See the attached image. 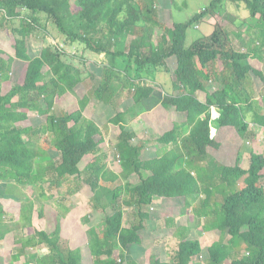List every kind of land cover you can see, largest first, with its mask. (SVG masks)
I'll list each match as a JSON object with an SVG mask.
<instances>
[{
    "label": "trees",
    "instance_id": "obj_1",
    "mask_svg": "<svg viewBox=\"0 0 264 264\" xmlns=\"http://www.w3.org/2000/svg\"><path fill=\"white\" fill-rule=\"evenodd\" d=\"M153 1L76 0L78 10L74 11L70 0H0V28L8 27L14 40L13 54L0 48V180L35 186L38 198L44 201L38 216L53 222L52 231L36 230L34 238L20 241L13 261L20 259L27 244L45 243L54 252L53 260L39 264H83L80 247L68 246L66 253L58 252L61 216L54 217L53 208L46 203L60 183L80 178L85 170L84 181L93 190L94 207L105 213L103 232L94 226L87 230L92 264H125L130 246L144 243L146 221L151 218L144 207L155 197L172 201L173 218L193 211L207 218L205 229L218 232V239L207 248L206 264H264V149L250 153L247 168L241 165L243 141L256 137L250 122L264 127V95L254 97L264 88V0H211L187 21L170 24L157 19ZM227 1L237 6L243 3L254 22L258 44L248 51L236 49L226 29L222 13ZM208 15L214 19L212 32L186 47L187 30ZM42 16L69 45L77 42L104 55L100 78L90 74L94 78L90 90L77 91L85 80V59L83 67L66 60L67 52L58 44H47L38 54H31L30 36L45 29ZM155 26L161 33L152 43L148 39ZM128 36L133 37L129 44ZM121 58L134 62L139 71L161 69L169 74V88L161 86V107L173 106L181 120L157 138L160 154L148 157L142 153L144 143H134L135 132L126 128L125 111L115 113L109 122L120 128L115 149L121 169L114 173L101 148L103 130L84 116V110L91 97L114 105L113 98L121 88ZM170 59L175 61L172 71ZM12 72H21V77L6 87ZM142 77L127 80V86L121 88L134 104L154 92ZM210 83L219 87L209 92ZM77 92L76 109L56 110L66 94ZM199 92L204 93L203 98ZM32 111L43 118L41 127L19 125ZM46 136L48 141L41 146L39 140ZM48 147L58 154L57 161L49 158ZM89 154L94 160L82 168ZM37 158L45 162L36 168ZM134 175L139 178L137 184L130 178ZM119 179L112 188L106 183L115 184ZM124 206L135 207L136 223L123 225ZM32 211L31 200L20 204V214L28 222ZM5 212L0 204V240L10 231L2 220ZM201 253L198 238L182 236L172 259L155 256L150 264H202Z\"/></svg>",
    "mask_w": 264,
    "mask_h": 264
},
{
    "label": "rangeland",
    "instance_id": "obj_2",
    "mask_svg": "<svg viewBox=\"0 0 264 264\" xmlns=\"http://www.w3.org/2000/svg\"><path fill=\"white\" fill-rule=\"evenodd\" d=\"M175 1V4H172ZM211 0H154L153 10L155 16L161 22H185L195 13L199 12ZM72 9L78 10L76 0H70ZM222 17L227 19L226 29L230 33L234 47L241 51H248L253 45H257L256 39H254L253 33V20L248 15V10L241 3L239 6L227 1L225 3V9L222 13ZM241 19H244L241 21ZM42 25L45 29L36 31L29 38V49L32 55L39 53L40 49L47 44H58L63 51L67 52L66 60H70L74 63L82 65V59H85L86 65L83 68L85 71L84 83L78 86L77 91L90 90V87L94 83V78L90 76L92 74L95 78H100L102 72V66L105 62L103 54H95L84 48L80 43H74L69 45V42L65 40L55 25L51 21H47L45 16H42ZM214 19L208 15L204 18V21L197 25L192 26L187 30L185 46L189 47L197 39L209 35L212 30V24ZM14 24H18V20L14 21ZM6 25V22L4 26ZM161 33V29L158 26L151 31L149 41L155 43L157 36ZM240 34V35H238ZM133 39L132 36H128L126 43ZM13 37L10 34L9 28H0V48L7 54H13ZM244 46V48L242 47ZM242 48V49H241ZM73 56V57H72ZM261 59L264 62V47L261 52ZM87 60V61H86ZM104 60V61H103ZM120 86H127V80L135 81L140 76L142 81L146 85L154 87V92L148 99H143L139 103L134 104L128 99V93L119 89V92L115 94L113 98V106H108L95 97H91L89 104L84 110V116L94 119L102 128L105 141L101 148L106 153L105 163L107 167L114 173H118L121 169L120 162L117 157L116 142L117 136L120 132V128L116 124L109 122V118L114 116L119 111H125V125L126 128L132 130L136 134L134 143L140 141L144 143L143 152H146L147 156H153L160 154V145L157 143V138L167 129L172 127L175 121H180L181 116L176 113L173 106L164 109L161 107V100L163 92L161 86L168 89L170 86L169 74L161 69H157L153 72L139 71V68L134 62H128L127 58H121L118 62ZM170 70L175 67L174 59L168 61ZM128 67L126 71L125 68ZM90 71V72H87ZM21 77V72L11 73V82H5V86L9 87L16 84ZM80 87V88H79ZM219 87L217 83H210L208 90L213 91ZM125 88V87H124ZM123 88V89H124ZM79 92L77 94H66V98L57 103L56 110H74L76 109L79 99ZM80 94V93H79ZM264 95V88L259 92H255L254 97ZM204 93L199 92V97L203 98ZM262 112H264V103ZM213 115H216V111L213 110ZM250 120V119H249ZM43 118L36 112H30L28 119L18 124L21 126H32L34 129L41 127ZM148 126V129L146 128ZM148 130V131H146ZM250 130L256 134L255 141L251 138H246L243 141L241 148V163L243 167L248 166L250 153L262 152L264 149V127L256 125L250 122ZM28 140L27 137H25ZM47 142V136L42 137L39 140V144L43 146V142ZM49 154V158L54 161L58 160V154L48 147L46 149ZM94 160V155L89 154L85 157L82 168ZM36 168L43 164L45 161L42 158L36 159ZM144 176L147 173L143 174ZM88 176V172L82 171L80 178H68L66 181L60 183L57 189L52 191L53 197L49 198L46 204L53 208L54 217L58 213L61 216V229L60 239L58 240V252L60 254L66 253L67 247H80L82 254L83 264H92V256L87 244L88 236L87 230L89 227L94 226L98 231H104V211L101 207H94L93 190L84 181ZM130 178L134 183H139V178L134 175ZM106 182L111 188L118 184ZM121 182H124L121 180ZM45 182L41 181V184ZM47 184H44L46 186ZM39 190L35 189L32 184L27 186H20L13 181L3 182L0 180V204L4 206L5 215L2 216V220L6 222L10 228L4 239L0 240V261L1 264H39L49 263L53 260V250L45 243L32 246L27 244L24 247L23 254L18 261L12 260V255L19 251L21 242H25L30 238L35 237L36 230L46 229L47 231L53 230V222L51 220H45L38 216L42 200L38 197ZM106 198H103V200ZM33 202V211L31 214V221L24 219L20 214V204L28 201ZM160 199H155L154 203L150 206L144 207L145 210L151 213V218L146 221V228L143 232L144 243L142 245L134 244L130 246L129 251L125 255V264H150L153 257L157 256L161 260H170L173 258L176 251L179 239L182 236L190 238H198L202 245V253L199 261L202 264H206L207 248L210 244L217 240L219 235L215 230L205 229L207 224L206 217H198L193 211L188 214H181L172 218L168 222V218L172 217L169 210L165 207L161 208V211H156L157 203ZM109 213L111 212L108 209ZM124 219L123 225L129 226L131 223H136V209L135 207H123ZM186 226L185 228H183ZM2 229V227H1ZM229 236H225V240ZM19 240V241H18Z\"/></svg>",
    "mask_w": 264,
    "mask_h": 264
},
{
    "label": "crops",
    "instance_id": "obj_3",
    "mask_svg": "<svg viewBox=\"0 0 264 264\" xmlns=\"http://www.w3.org/2000/svg\"><path fill=\"white\" fill-rule=\"evenodd\" d=\"M177 113V112H176ZM175 122H177V121H175ZM174 122V123H175ZM257 125V124H256ZM146 128L148 129V126H146ZM146 131H148V130H146ZM135 139V138H134ZM141 142V141H140ZM143 154H145L146 155V152H143ZM147 156V155H146ZM148 157H150V156H148ZM242 159V158H241ZM249 160V159H248ZM249 164V163H248ZM241 165H242V167H243V164L241 163ZM248 167V166H247ZM243 168H246V167H243ZM160 199L157 203H159V205L156 207V211H158L159 212V210L161 211V208L162 207H165V208H167L168 210H169V213H171V206H172V201L171 200H164V199H162V198H158V197H155L154 198V200H153V203H154V201H155V199ZM172 214V213H171ZM172 218L173 217H170V218H168V222H170L171 220H172ZM176 217H174V219H175ZM127 252V251H126Z\"/></svg>",
    "mask_w": 264,
    "mask_h": 264
}]
</instances>
